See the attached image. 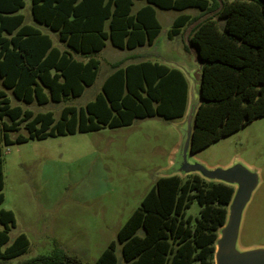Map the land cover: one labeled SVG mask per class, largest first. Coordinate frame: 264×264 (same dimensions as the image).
Wrapping results in <instances>:
<instances>
[{
    "label": "trees",
    "instance_id": "16d2710c",
    "mask_svg": "<svg viewBox=\"0 0 264 264\" xmlns=\"http://www.w3.org/2000/svg\"><path fill=\"white\" fill-rule=\"evenodd\" d=\"M31 1L35 22L56 32L64 48L26 22L21 12L26 0H0V206L5 202L4 144L114 129L146 117L185 116L190 84L185 73L150 59L114 62L102 91L85 106L66 105L59 118L54 111L14 105L10 97L45 105L83 96L98 79L96 53L108 40L120 49L154 45L163 29L157 8L201 10L196 17L180 14L169 31L174 39L191 25L184 49L202 64L204 102L193 151L264 117V0H145L135 13V0ZM15 132L20 133L13 137ZM233 191L199 174L159 177L95 264H118L117 242L130 264H215L218 230L226 222ZM194 202L201 206L199 215H188ZM16 220L13 210L0 207V264H11L30 247L22 232L9 244ZM19 264L88 263L56 247L52 254Z\"/></svg>",
    "mask_w": 264,
    "mask_h": 264
},
{
    "label": "rangeland",
    "instance_id": "374dc122",
    "mask_svg": "<svg viewBox=\"0 0 264 264\" xmlns=\"http://www.w3.org/2000/svg\"><path fill=\"white\" fill-rule=\"evenodd\" d=\"M26 1L21 9L26 22L50 33L58 43L56 32L35 22L32 1ZM144 4L145 0H135L133 12ZM182 13L196 17L201 10L157 8L163 29L152 46L120 49L108 40L107 46L96 53L102 62L98 79L86 88L83 96L43 105L26 104L10 93L12 103L35 112L54 111L59 118L66 105L85 106L102 91L113 62L127 64L132 60L127 58H142L143 53L151 61L173 65L181 60L189 70L198 69L195 54L184 49L191 25H186L174 39L169 38L175 19ZM183 122L184 118L146 117L114 129L105 127L100 131L4 144L5 202L0 207L13 210L17 217L9 244L21 232L30 241L26 253L8 262L23 263L52 254L57 247L85 263L95 264L109 242L118 240L119 229L141 205L159 174L170 167L184 136ZM20 132L26 134L25 129ZM192 157L210 168L242 161L260 172L259 186L244 211L238 246L264 245V117L214 141ZM200 208L194 202L187 210L188 215H199ZM138 233L142 234L143 230ZM116 252L118 264H130L124 259L119 242Z\"/></svg>",
    "mask_w": 264,
    "mask_h": 264
},
{
    "label": "water",
    "instance_id": "95a60500",
    "mask_svg": "<svg viewBox=\"0 0 264 264\" xmlns=\"http://www.w3.org/2000/svg\"><path fill=\"white\" fill-rule=\"evenodd\" d=\"M188 37V35H187ZM198 69L189 70L183 62L173 65L181 69L189 80V101L184 117V136L177 148L176 154L170 160V167L159 174V177L199 174L207 181L226 183L235 188L227 208V218L218 230L215 243V264H264V245L240 247L239 236L243 222L244 211L247 208L254 191L260 183V172L248 164L238 161L227 167H207L192 156L193 137L198 119L199 107L204 102L201 90L202 64L197 60Z\"/></svg>",
    "mask_w": 264,
    "mask_h": 264
},
{
    "label": "crops",
    "instance_id": "0c3cea01",
    "mask_svg": "<svg viewBox=\"0 0 264 264\" xmlns=\"http://www.w3.org/2000/svg\"><path fill=\"white\" fill-rule=\"evenodd\" d=\"M145 5V4H144ZM142 7V6H141ZM189 9H192V8H189ZM189 9H187V10H189ZM196 9H198V8H196ZM184 10H186V9H184ZM157 13V12H156ZM160 21V20H159ZM179 36V35H178ZM56 44H58L59 46H61V47H63L64 48V46H63V43L59 40V42L57 43L56 42ZM151 45V44H150ZM147 46V45H146ZM139 48V47H138ZM137 49V48H136ZM133 50H135V49H133ZM145 54L143 53L142 54V58H138V57H136L137 59H133L131 56L129 57V58H127V59H132L130 62H128V63H131V62H133V63H137V62H140V61H142V60H145L146 58H145V56H144ZM76 56L78 57V58H80V60H85L86 58L85 57H83V56H81L80 54H76ZM97 57V56H96ZM143 58H145V59H143ZM171 60V59H170ZM169 61V60H168ZM180 62H183V61H181V60H179ZM175 62H177V61H175ZM175 62H173L172 64H174ZM114 63V62H113ZM112 63V64H113ZM117 63V62H116ZM127 63V64H128ZM101 64H102V62H101ZM101 64H100V66H101ZM169 66H171V67H175V65H169ZM112 67V66H111ZM110 71V70H109ZM108 71V72H109ZM100 72V71H99ZM112 72V69H111V71H110V73ZM109 73V74H110ZM108 74V75H109ZM99 76V75H98ZM107 78V77H106Z\"/></svg>",
    "mask_w": 264,
    "mask_h": 264
}]
</instances>
